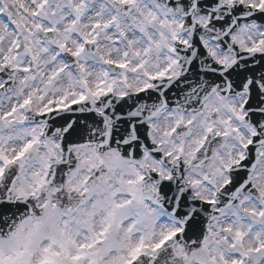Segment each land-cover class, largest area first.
I'll use <instances>...</instances> for the list:
<instances>
[{
	"label": "snow or ice",
	"instance_id": "obj_1",
	"mask_svg": "<svg viewBox=\"0 0 264 264\" xmlns=\"http://www.w3.org/2000/svg\"><path fill=\"white\" fill-rule=\"evenodd\" d=\"M0 264H264V0H0Z\"/></svg>",
	"mask_w": 264,
	"mask_h": 264
}]
</instances>
